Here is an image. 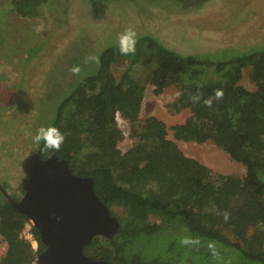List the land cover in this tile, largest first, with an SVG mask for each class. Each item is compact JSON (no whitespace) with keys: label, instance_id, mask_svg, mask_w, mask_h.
Instances as JSON below:
<instances>
[{"label":"trees","instance_id":"16d2710c","mask_svg":"<svg viewBox=\"0 0 264 264\" xmlns=\"http://www.w3.org/2000/svg\"><path fill=\"white\" fill-rule=\"evenodd\" d=\"M41 1L14 3L32 9ZM121 63L126 66L117 80L110 67ZM136 65L144 75H133ZM210 68L211 76H205ZM245 68L253 90L239 84ZM148 82L155 94L177 89L180 96L167 106L176 113L187 110L183 122L167 127L155 116L139 121ZM216 89L223 90V99H215ZM196 94L200 101L194 103ZM209 99L211 107L204 103ZM119 118L134 140L124 152L118 146L124 137ZM49 124L65 140L59 151L41 142L40 158L55 153L73 174L91 176L96 194L120 223L112 237L94 236L85 255L111 264H264V45L218 59L176 53L150 34L136 39L134 54L109 46L99 54L95 72L81 75L52 103L42 125ZM175 140L209 141L241 163L245 174H213ZM26 220L0 194V238L7 245L0 264H30L44 249L33 226L35 251L18 237ZM184 237L199 243L182 244Z\"/></svg>","mask_w":264,"mask_h":264},{"label":"rangeland","instance_id":"374dc122","mask_svg":"<svg viewBox=\"0 0 264 264\" xmlns=\"http://www.w3.org/2000/svg\"><path fill=\"white\" fill-rule=\"evenodd\" d=\"M14 1L24 0H0V185L15 197L22 193L20 160L37 149L33 138L50 118L52 103L81 75L95 72L98 63H85V57L98 58L118 45V34L126 28L134 29L136 39L150 34L187 56L227 58L264 45V0H43L32 9ZM77 65L81 71L74 75L70 69ZM125 66L111 65L117 80ZM132 73L139 77L145 70L136 65ZM249 74L250 68L243 69L239 84L253 90ZM151 84L144 85L139 121L155 116L167 127L183 122L188 111L176 113L167 106L177 89L169 86L155 94ZM119 125L124 137L118 146L124 152L134 140L128 138L129 124L119 120ZM168 137L173 139L170 129ZM175 142L213 174H245L241 163L209 141ZM6 249L0 238V256Z\"/></svg>","mask_w":264,"mask_h":264},{"label":"water","instance_id":"95a60500","mask_svg":"<svg viewBox=\"0 0 264 264\" xmlns=\"http://www.w3.org/2000/svg\"><path fill=\"white\" fill-rule=\"evenodd\" d=\"M19 198L0 185L5 202L39 232L44 249L38 264H111L83 253L94 236L112 237L120 223L99 198L91 176L73 174L55 153L40 158L39 148L20 160Z\"/></svg>","mask_w":264,"mask_h":264},{"label":"clouds","instance_id":"9594fccd","mask_svg":"<svg viewBox=\"0 0 264 264\" xmlns=\"http://www.w3.org/2000/svg\"><path fill=\"white\" fill-rule=\"evenodd\" d=\"M136 32L132 28H126L123 32L118 34V50L121 55H129V54H134L135 52V44H136ZM89 61L98 63V58L94 56H88L85 57L84 62L88 63ZM70 71L74 75H79L81 69L80 67L73 66ZM176 96L179 97L180 93L177 92ZM214 97L216 100H221L223 99V90L222 89H216L214 92ZM192 101L199 102L200 101V95L196 94L195 96L191 97ZM204 103L206 106L211 107V100H205ZM34 143L39 146L41 142H43V145L47 149H53L56 151H59L61 148V145L64 143L65 136L64 134L54 125L49 124L47 126L41 125L37 130L36 134L33 138ZM229 217V214L225 212L223 214V218L225 221H227ZM181 243L188 245V244H198L199 240L198 239H192L189 237H184L181 239ZM208 247L211 251V254L215 257L218 256V252L216 250V246L214 242H209Z\"/></svg>","mask_w":264,"mask_h":264},{"label":"built area","instance_id":"2783aa9c","mask_svg":"<svg viewBox=\"0 0 264 264\" xmlns=\"http://www.w3.org/2000/svg\"><path fill=\"white\" fill-rule=\"evenodd\" d=\"M119 117V116H118ZM120 119V118H119ZM122 120V119H120ZM32 224L31 222L27 219L24 223H23V227L19 232L18 237L22 238L24 241L30 243L31 248L33 251L36 250L37 248V241L35 240L33 233H32ZM7 246V245H6ZM5 254H1L0 258L4 257ZM30 264H38L36 261V257L32 260V262Z\"/></svg>","mask_w":264,"mask_h":264},{"label":"flooded vegetation","instance_id":"af4514ba","mask_svg":"<svg viewBox=\"0 0 264 264\" xmlns=\"http://www.w3.org/2000/svg\"><path fill=\"white\" fill-rule=\"evenodd\" d=\"M37 148H38V147H37ZM20 188H21V187H20ZM21 194H22V193H21ZM20 196H21V195H20ZM20 196H19V197H20ZM19 197H18V198H19Z\"/></svg>","mask_w":264,"mask_h":264}]
</instances>
